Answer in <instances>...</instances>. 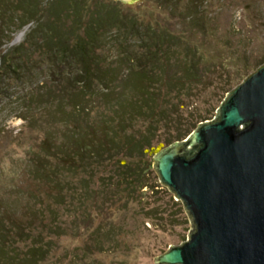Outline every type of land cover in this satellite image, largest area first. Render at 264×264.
I'll list each match as a JSON object with an SVG mask.
<instances>
[{"label": "trees", "instance_id": "trees-1", "mask_svg": "<svg viewBox=\"0 0 264 264\" xmlns=\"http://www.w3.org/2000/svg\"><path fill=\"white\" fill-rule=\"evenodd\" d=\"M85 1L50 0L38 7V0H0L1 38L9 39L13 21H19L18 27L21 28L38 13L48 14L49 19L44 23H41V16L37 17V28L27 34L24 43L29 44L34 35L42 36V41L36 43L31 52L49 54L48 58H56L57 64L73 61L78 66V74L69 81L78 86L73 88L77 94L91 92L92 81L102 79L94 53L101 30L117 21L121 24L119 34L125 26L130 32L143 28L137 32L139 47L129 53L127 60L131 65L123 77L125 86L132 87V93L130 97L121 96L117 109L112 111L117 116L115 120L103 116L98 122L102 127L106 126L107 132L102 129L99 132L97 122L92 123L87 118V111L78 108L66 111L61 106V115L64 114L66 119L61 130L65 142L57 143L48 136L26 148L23 159L15 161L13 169L8 172L0 170V264H71L72 259L85 260L96 254L114 253L117 248H126V238L140 225L139 218H135L137 214H142L143 219L151 221L153 226L159 222V226L164 223L187 225L189 222L182 205L171 196L172 210L166 217L162 216L165 208L142 201V197L151 198L152 195L154 201L160 197L155 186L147 183L153 163L151 158L165 144L181 141L200 123L208 121L207 114L217 106L211 104L205 115L197 114L186 128L177 126L175 134H170L165 144L145 148L143 142L146 133L156 132L160 123L171 121V116L175 115L174 118L179 120L177 109L182 106L170 103V97L190 98L192 92L199 96V87H206L204 78L208 68L213 65L223 68L225 65L220 57L218 63L211 66L198 47L190 46L182 37L173 36L166 30L157 32L131 20L120 21L116 8L119 2L112 1L109 9L101 14L98 6L91 10ZM5 4L13 5V9L9 12ZM2 7L9 12L6 20ZM38 8H41L40 12ZM15 9L21 14H14ZM62 18L71 21L70 27H64ZM198 23L200 32L206 35L205 22ZM26 53L22 44L0 55V60L7 72L17 74L7 58L11 55L19 59ZM216 78L219 80L216 92L219 93L213 96L218 95L215 100L218 104L233 84L230 77L225 80L221 76ZM62 89L60 87V92ZM63 93H67L65 87ZM133 114L146 119L145 134L139 138L128 130L127 119ZM133 155L134 159L128 161ZM104 164L114 169L98 177V185H95L96 169ZM145 188L152 191L150 196L148 192L143 193ZM161 190L160 193H165V189ZM135 200L139 208L132 213L134 216L130 221L127 222L124 213L117 221L111 220L112 207L118 211L126 210ZM107 214L110 215L106 217ZM91 223L92 230L82 241L79 253L73 256L70 250L59 247L61 240L71 234H80V226L90 227L88 224ZM92 261V264L96 262Z\"/></svg>", "mask_w": 264, "mask_h": 264}, {"label": "rangeland", "instance_id": "rangeland-1", "mask_svg": "<svg viewBox=\"0 0 264 264\" xmlns=\"http://www.w3.org/2000/svg\"><path fill=\"white\" fill-rule=\"evenodd\" d=\"M47 1L50 0H38V7L43 6ZM112 1L120 3L116 6L117 13L121 16H117L120 21L122 19L131 20L141 27L147 26L157 32L166 30L173 36L182 37L190 46L198 47L211 66L214 63L217 64L220 57L225 65L223 68L219 65L208 68L209 71L204 78L206 87L203 85L199 87V96L192 92L193 96L190 98L179 95L168 99L170 103H178L182 106V109H177L180 118L178 120L174 118L175 115L171 116V121L160 123L156 132L151 133L153 131L151 130L146 133L147 138L144 136L145 143L143 142L145 148L158 143L165 144V139L170 134H175L177 126L186 128L188 122H191L197 114L205 115L206 109H209L211 104L218 107L222 101L216 104L215 100L218 99V95L213 96L219 93L216 92L219 86L217 84L219 80L216 77L221 76L223 80L230 77L234 87L264 64V0H131L128 2L97 0L95 4L92 0L85 2L89 9L94 10L98 6L101 14H104ZM4 6L9 12L13 9V5L6 6L5 4ZM5 7H2V10L6 20L9 12ZM38 9L40 12L41 8ZM14 14L20 15V10L15 9ZM39 16H41V23L49 19L48 14L38 13L21 28L18 27L19 21L15 20L10 30L12 33H9V39L0 37V55L22 44L27 50V53L22 54L19 59L11 55L7 58L14 65L17 74L7 72L5 64L0 60V170L6 172L13 169L15 161L23 159L26 148L46 137H53L57 143L65 142L61 130L64 128L66 119L64 114L61 115V106L66 111L74 108L85 110L87 118H90L92 123L97 122L101 125L102 123L98 122L103 116L110 120L116 119L117 116L112 111L117 109L121 96L130 97L132 93V87L125 86L126 81L123 77L131 65L127 60L129 53L139 47L137 32L142 31L143 28H138L137 32H130L128 26H125L121 27V34H119L118 27L121 25L119 21L105 26L98 36L94 51L99 61L98 69H100L99 74L102 79L92 81L91 92L77 94L73 92L75 90L73 88L78 86L69 81V78L78 74V66L73 61L57 64L54 61L56 58H48L49 54L31 52L30 49L42 41V36L34 35L29 39V44L24 43L27 34L37 28V17ZM201 20L205 22V28L208 30L206 35H203L197 26ZM61 21L64 22V27H70L69 19L62 18ZM213 77L216 80L211 81ZM60 87L63 89L65 87L67 93L64 94L63 89L60 92ZM47 92L50 93L49 96L45 95ZM185 104L189 106L184 107ZM216 110L217 108L209 111L210 114H207L209 120L215 118ZM145 120L141 115L134 116L133 114L127 119V123L130 124L128 130L133 132L135 137L143 136L146 131ZM98 125L99 132L100 129L107 132L106 126L104 128L101 125L98 128ZM110 131L113 132V130ZM176 142L179 141L165 144L162 150ZM117 156L123 157L121 154ZM132 157L134 155L130 156L128 161L133 160ZM154 157L155 155L151 159L153 160ZM113 169L114 167L105 166V164L98 167L93 180L96 182L98 177ZM147 183L155 186L154 190L159 192L160 197L154 201L152 191L145 188L142 190L143 193L148 192L147 195H151V198L142 197V201L146 200L151 205L165 208L166 212L162 216L166 217L172 210L169 198L171 196L174 200V197L159 183L153 163ZM95 185H98V181ZM161 189H165V193H160ZM115 208H111V220L117 221L119 215L124 213L128 222L139 206L135 200L129 203L125 211L123 209L118 211ZM92 215L93 217L96 215L93 210ZM135 218H139L140 225L132 235L126 238V248H117L118 251L114 253L93 255L91 259L96 261L94 264H154L156 257L175 246V243L184 241L192 229L189 222L187 225L175 224L174 226L165 223L159 226L161 224L159 222V225L153 226L151 221L143 219L142 214H137ZM90 225L92 223L88 224ZM86 227L87 225H81L80 234H71L70 237L64 238L59 242V247L70 250L73 256L79 253L82 241L92 230V226ZM91 259H72L71 264H92Z\"/></svg>", "mask_w": 264, "mask_h": 264}, {"label": "water", "instance_id": "water-1", "mask_svg": "<svg viewBox=\"0 0 264 264\" xmlns=\"http://www.w3.org/2000/svg\"><path fill=\"white\" fill-rule=\"evenodd\" d=\"M153 168L192 228L154 264H264V64Z\"/></svg>", "mask_w": 264, "mask_h": 264}]
</instances>
